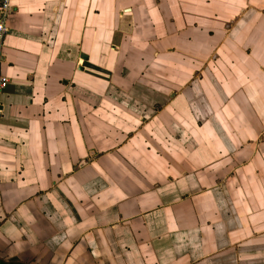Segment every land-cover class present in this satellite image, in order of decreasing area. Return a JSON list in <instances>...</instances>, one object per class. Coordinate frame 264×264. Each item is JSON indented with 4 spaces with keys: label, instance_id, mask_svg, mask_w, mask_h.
Instances as JSON below:
<instances>
[{
    "label": "crops",
    "instance_id": "0c3cea01",
    "mask_svg": "<svg viewBox=\"0 0 264 264\" xmlns=\"http://www.w3.org/2000/svg\"><path fill=\"white\" fill-rule=\"evenodd\" d=\"M0 264H264V0H9Z\"/></svg>",
    "mask_w": 264,
    "mask_h": 264
},
{
    "label": "built area",
    "instance_id": "2783aa9c",
    "mask_svg": "<svg viewBox=\"0 0 264 264\" xmlns=\"http://www.w3.org/2000/svg\"><path fill=\"white\" fill-rule=\"evenodd\" d=\"M10 1L0 0V38L7 32V19L9 18ZM8 85V79L2 74L0 66V90H4Z\"/></svg>",
    "mask_w": 264,
    "mask_h": 264
}]
</instances>
